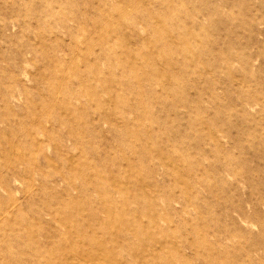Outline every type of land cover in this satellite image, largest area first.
Returning a JSON list of instances; mask_svg holds the SVG:
<instances>
[{"label":"rangeland","instance_id":"374dc122","mask_svg":"<svg viewBox=\"0 0 264 264\" xmlns=\"http://www.w3.org/2000/svg\"><path fill=\"white\" fill-rule=\"evenodd\" d=\"M0 264H264V0H0Z\"/></svg>","mask_w":264,"mask_h":264}]
</instances>
